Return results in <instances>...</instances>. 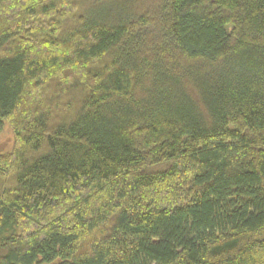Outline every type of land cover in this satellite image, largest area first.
I'll use <instances>...</instances> for the list:
<instances>
[{
    "label": "trees",
    "instance_id": "obj_1",
    "mask_svg": "<svg viewBox=\"0 0 264 264\" xmlns=\"http://www.w3.org/2000/svg\"><path fill=\"white\" fill-rule=\"evenodd\" d=\"M7 121L0 264H264V0H0Z\"/></svg>",
    "mask_w": 264,
    "mask_h": 264
},
{
    "label": "rangeland",
    "instance_id": "obj_2",
    "mask_svg": "<svg viewBox=\"0 0 264 264\" xmlns=\"http://www.w3.org/2000/svg\"><path fill=\"white\" fill-rule=\"evenodd\" d=\"M77 73L80 75L82 73V69L79 68ZM34 96L35 93H33V97ZM15 144L16 136L13 127L11 126L10 121H7L2 133H0V154L12 151L15 147Z\"/></svg>",
    "mask_w": 264,
    "mask_h": 264
}]
</instances>
